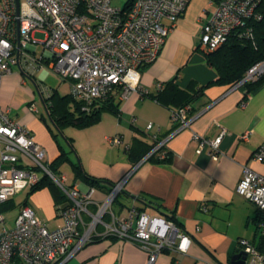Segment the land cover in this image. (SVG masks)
Listing matches in <instances>:
<instances>
[{
    "label": "built area",
    "instance_id": "built-area-1",
    "mask_svg": "<svg viewBox=\"0 0 264 264\" xmlns=\"http://www.w3.org/2000/svg\"><path fill=\"white\" fill-rule=\"evenodd\" d=\"M188 1L129 0L116 6L112 0H0V84L15 65L32 77L47 66L69 81V93L84 112H89L96 100L116 87L120 89V100L132 91L144 94L147 90L138 83L140 70L156 59ZM258 3L259 0L214 3L201 30L200 50L207 53L217 49L239 28L240 36L252 38L248 23L261 17ZM36 32L42 33V38H35ZM38 45L42 46L39 55ZM262 73L264 61L251 66L237 85L244 86ZM162 86L157 84L158 89ZM38 87L42 93L47 92L39 83ZM248 96L246 93L240 106L246 105ZM30 109L38 112L34 102ZM9 111L10 108L0 105V205L37 184L43 176L59 187L68 202L58 207L63 222L56 228H49L29 205H23L14 225L0 231V262L17 257L27 264H61L95 237L108 235L131 241L145 250L146 264H154L157 255L165 250H187L190 237L172 219L147 213L135 204L128 207L126 214L112 210L128 174L112 182L105 196L96 200L93 186L81 189L76 184L69 185L64 172H54L42 161L44 150ZM190 111V104L170 109L175 123L170 134L189 126L193 117ZM154 127L152 122L145 125L153 138V146L145 157L156 154L164 158V144L170 134L161 135L159 128L152 131ZM223 135L224 129L213 138L193 132L198 143L196 152L207 148L210 156L217 159ZM240 137L247 138V132ZM106 140L115 145L123 143L118 134L107 136ZM252 157L264 161V142ZM236 193L264 213V174L244 166ZM257 227L264 235V219ZM238 242L246 252L242 264H264V250L246 238H239Z\"/></svg>",
    "mask_w": 264,
    "mask_h": 264
},
{
    "label": "crops",
    "instance_id": "crops-1",
    "mask_svg": "<svg viewBox=\"0 0 264 264\" xmlns=\"http://www.w3.org/2000/svg\"><path fill=\"white\" fill-rule=\"evenodd\" d=\"M213 5L212 0L188 1L156 59L140 70L138 83L147 92L132 91L119 101L117 113L104 109L98 122L79 127L82 128L79 135L80 141H84L83 149L76 145L74 133H66L72 138L85 171L103 180L101 186H94L96 200L105 196L111 182L128 174L117 196L120 200L113 202L112 210L126 214L128 207L135 204L150 214L174 216L190 237L185 252L165 250L157 255L154 264H232L231 257L243 250L239 238H246L259 250L264 249V238L257 227L264 213L236 193L244 166L264 174V161L252 157L264 142V83L249 92L245 106H240L246 97L244 86L212 84L205 87L190 103L193 117L189 126L171 134L175 123L169 107L174 105H165L153 98L159 92L158 83L174 79L181 88L191 83L197 87L216 77L199 47L201 30ZM19 82L26 83V77L20 68L11 69L0 84V105L10 108V115L31 131L35 142L44 150L46 163L60 153V147L75 161L58 136L53 137L45 121L27 106L20 108L21 104L35 98V92L26 88L24 98L16 97L13 87ZM65 83L69 92V81ZM15 108L21 113L14 114ZM148 122L155 126L152 131L157 132L159 128V134H170L164 144L167 156L162 161L147 159L146 155L136 159L137 154L153 142L145 129ZM222 129L224 135L217 159L210 156L207 148L196 152L198 143L192 137L193 132L213 138ZM244 132H247L245 139L240 137ZM115 134L122 136V144L107 142L106 137ZM131 146L133 153H129ZM64 164L59 168L61 172ZM69 171V185L76 184L81 189L90 186L79 178L73 179L70 166ZM30 189L24 188L1 203L0 231L4 226L14 225L23 205H29L49 228L62 224L59 205L50 189L46 186ZM147 260V252L133 242L108 235L95 237L61 264H146ZM0 264L27 263L13 257Z\"/></svg>",
    "mask_w": 264,
    "mask_h": 264
},
{
    "label": "trees",
    "instance_id": "trees-1",
    "mask_svg": "<svg viewBox=\"0 0 264 264\" xmlns=\"http://www.w3.org/2000/svg\"><path fill=\"white\" fill-rule=\"evenodd\" d=\"M212 1L214 3H218L220 0ZM257 8L261 17L259 19H252L248 23L253 33L252 38L245 37L243 35L240 36L239 32L241 29L239 28L232 31L226 41L217 49L204 53L205 61L216 72V77L213 80H210L201 86L194 87L191 83L187 87L181 88L177 85L174 79H171L166 82H162V88L158 89L159 92L153 95V98L165 105L172 104L174 106H170L169 108L176 109L185 104H190L195 95L200 93L202 89L209 85L220 84L227 87L234 86L245 76L251 66L264 61V0H259ZM33 78L36 80L35 76H33ZM261 83H264V73L260 74L257 78L244 83L245 93L251 92ZM119 92V87H116L109 95L96 100L92 104L89 112L82 111L81 104L74 100L69 92L66 94H60L55 89V91H53L48 97H43L42 99L44 100L49 118L57 128L62 129L64 125L86 127L98 122L100 113L104 109L110 110L114 113L118 112V104L120 101L118 98ZM40 93H42L41 90ZM48 99L50 101H48ZM74 109H76L77 112ZM40 118L46 122L53 137L56 138L57 134L53 131L52 126L42 113H40ZM65 139L70 146V150L76 153L72 138L65 135ZM152 146L153 142L147 145L146 148L141 151V154H137L136 159H140L146 155ZM133 151L134 148L131 146L129 153H133ZM147 159L162 161L165 157L159 158L156 154H153ZM66 162H68L71 167L73 179L79 178L93 187H99L102 185L103 180L87 173L81 165L80 160H71L68 157L67 152H65L61 147L60 153L51 162H49L48 165L54 172H60V166ZM45 186L52 192L56 205L60 206L62 203L67 202L66 195L47 176H43L37 184L31 186L30 190H35ZM108 189L109 187L107 190ZM143 201L146 205L152 206L150 202H147L146 200ZM163 216L172 219L177 225H180L174 216L166 214ZM261 236L264 238V235Z\"/></svg>",
    "mask_w": 264,
    "mask_h": 264
},
{
    "label": "rangeland",
    "instance_id": "rangeland-1",
    "mask_svg": "<svg viewBox=\"0 0 264 264\" xmlns=\"http://www.w3.org/2000/svg\"><path fill=\"white\" fill-rule=\"evenodd\" d=\"M128 0H112V4L116 5V6H123ZM43 34L40 32H36L35 34V38H42ZM42 52V46L38 45L37 49H36V53L39 55ZM13 71H18L19 68L18 66H13L12 67ZM43 75V76H42ZM35 78L38 81V83L40 84L41 87H43V89H46L47 92L43 91V93H38L37 91H35L34 89V84L32 82V80L30 78H26V83H18L16 86L13 87V92L14 95H16V97L18 98H24L25 97V90L26 88H31L34 92H35V98L32 99L30 102L28 103H24L21 104L20 108H24V106H27L30 109V104L32 102H34L37 107H38V112H35L39 117H40V113H42L45 118L47 119V121L49 122V124L52 126L53 131L57 134L59 140L62 142V144L65 146L66 150H68V154L76 160L80 159L79 156V152H74L70 150V146L67 142V140L65 139V135L67 136L66 133H74V137H75V143L76 145H78V147H80L81 149L84 148V141H80V135H79V130L82 128L79 127H75L74 125H64L62 127V129L57 128L54 123L51 121V119L48 116V112L47 109L45 107L44 104V100L42 99L43 97H48L53 91H55V89H58L60 91L61 94H66L68 92V85L67 83H65V80L62 79L58 73H56L53 69L48 68L47 66L40 68L36 74H35ZM70 87V86H69ZM40 92V91H39ZM12 94L10 93V96ZM48 101H50L48 99ZM76 111V109H74ZM32 111V110H31ZM34 112V111H33ZM77 112V111H76ZM13 113H21L20 109L15 108L13 110ZM42 120V119H41ZM44 121V120H42ZM87 127V126H86ZM99 141V140H98ZM79 158V159H78ZM28 161V163H30L31 161L26 159ZM42 161L44 162L45 160L42 159ZM27 163V162H26ZM62 171L66 174V175H70V171H69V164L68 162H66L63 166H62ZM118 200H120V198L118 197V199H116L115 201L117 202Z\"/></svg>",
    "mask_w": 264,
    "mask_h": 264
},
{
    "label": "water",
    "instance_id": "water-1",
    "mask_svg": "<svg viewBox=\"0 0 264 264\" xmlns=\"http://www.w3.org/2000/svg\"><path fill=\"white\" fill-rule=\"evenodd\" d=\"M17 45L19 46V41H18ZM21 71L26 78H30L32 80V82L34 84L35 91H37L40 94L39 87L37 85V82L34 80V78L32 76L28 75L27 73H25L23 70H21ZM245 258H246V252L244 250H242V251L234 254L231 257V263L232 264H242V263H244Z\"/></svg>",
    "mask_w": 264,
    "mask_h": 264
}]
</instances>
